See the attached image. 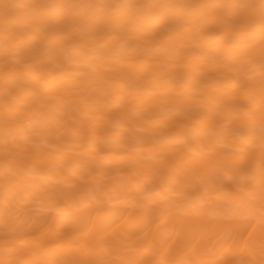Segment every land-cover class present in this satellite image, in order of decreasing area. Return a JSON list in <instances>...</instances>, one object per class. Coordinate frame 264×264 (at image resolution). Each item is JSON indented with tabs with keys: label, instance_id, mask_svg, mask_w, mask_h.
<instances>
[{
	"label": "bare ground",
	"instance_id": "6f19581e",
	"mask_svg": "<svg viewBox=\"0 0 264 264\" xmlns=\"http://www.w3.org/2000/svg\"><path fill=\"white\" fill-rule=\"evenodd\" d=\"M0 264H264V0H0Z\"/></svg>",
	"mask_w": 264,
	"mask_h": 264
}]
</instances>
